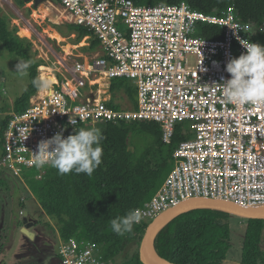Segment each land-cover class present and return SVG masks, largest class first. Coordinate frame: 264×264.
Returning <instances> with one entry per match:
<instances>
[{
    "label": "built area",
    "instance_id": "2783aa9c",
    "mask_svg": "<svg viewBox=\"0 0 264 264\" xmlns=\"http://www.w3.org/2000/svg\"><path fill=\"white\" fill-rule=\"evenodd\" d=\"M58 3L69 22L89 30L88 45L91 36L98 40V53L70 63L59 57L60 69L51 91H36L24 110L6 112L9 119L3 132L0 171L25 183L22 177L35 168L28 162L38 143L65 125L64 137L71 134L73 127L68 122L72 115L78 121L75 127L156 121L166 143L171 141L175 125L189 120L193 136L175 148L172 169L138 208L143 219H153L193 197L264 207V104H230L219 85L230 78L225 71L228 60L245 51L237 35L245 43L250 39L264 45V19L259 24L242 22L233 6L214 14L192 9L186 2ZM231 26H248L249 33ZM114 78L134 82L135 108L109 105L91 89L80 95L79 89ZM29 124L30 135L18 141V128ZM58 253L61 264H111L92 241L59 238Z\"/></svg>",
    "mask_w": 264,
    "mask_h": 264
},
{
    "label": "trees",
    "instance_id": "16d2710c",
    "mask_svg": "<svg viewBox=\"0 0 264 264\" xmlns=\"http://www.w3.org/2000/svg\"><path fill=\"white\" fill-rule=\"evenodd\" d=\"M52 1L58 3V0ZM135 2H186L192 9L214 14L233 6L242 22L259 24L264 19V0ZM15 3L19 8L24 4L23 0H15ZM15 18L11 12H3V7L0 6V42L18 59L34 60L28 70L29 83L13 103V110L22 111L28 106L31 95L37 91L32 80L39 76L38 67L42 60L35 57L31 39L19 36V27L11 26V21ZM54 27L65 36L58 25L54 24ZM67 27L76 34L73 44L90 34L87 28L74 23H68ZM98 44V40L91 36L90 49H96ZM118 91L124 92L132 107H135L136 90L125 79H111L109 92L114 95ZM8 119L9 115L6 114L2 120L1 146ZM190 124L189 120L178 122L169 143L163 142L160 125L152 120L78 125L76 128H99L104 137L100 142L103 149L102 163L93 174L88 176L70 172L59 175L55 168L45 166L39 170L34 168L30 176L27 175L24 185L43 212L55 221L53 225H56L60 239L67 241L75 238L95 242L101 247L103 256L111 260V264H146L139 255V246L152 219H142L134 225L131 233L123 236L111 230L110 220L142 207L152 197L172 169L175 148L181 141L193 136ZM73 131L71 130V134ZM4 174L5 172L0 171L2 188L7 187ZM24 200L25 198L21 199L22 202ZM20 211L24 212L23 208ZM237 225H241L244 232L240 257L235 262L229 254L235 247L232 228ZM263 232L264 219L242 218L221 210L201 208L170 219L157 232L154 243L161 255L178 264H264L261 248Z\"/></svg>",
    "mask_w": 264,
    "mask_h": 264
},
{
    "label": "rangeland",
    "instance_id": "374dc122",
    "mask_svg": "<svg viewBox=\"0 0 264 264\" xmlns=\"http://www.w3.org/2000/svg\"><path fill=\"white\" fill-rule=\"evenodd\" d=\"M10 1L13 2V0ZM0 6L3 7V12L8 11L15 15L16 18L11 21V26L19 27V36L31 39V49L35 53V57L44 61L46 65L50 64L52 68H59L58 60L61 56L66 57L69 63L76 60L75 54L84 51L79 46L87 45V39L82 43L83 38L76 45L78 47H71L75 42L76 34L68 30L64 9L52 0H43L37 4L30 0V2L24 3L21 8L14 2L12 6L7 1L0 0ZM16 9L19 10V13ZM54 24L59 26L65 36L57 32ZM17 63V56L7 51L0 42V128L6 112L13 109L14 100L24 92L29 83L28 75L20 77L13 72ZM40 70L38 67V73ZM127 82L132 84L131 81ZM79 92L83 97L81 89ZM114 100L120 101L121 104L126 100L127 104L124 105L129 103V99L123 98L119 91L116 92ZM121 104L120 106H122ZM186 124L189 125L188 122ZM1 149L0 143V156ZM32 170L26 171L27 174L22 177L23 180L27 175L30 176ZM4 178L7 187H0V264H61L57 255L60 236L56 225H53L55 221L43 212L23 181L8 171L5 172ZM22 198H25L23 202ZM21 208L24 212L20 211ZM27 217L34 221L29 229L36 234L35 238L37 237L36 239L42 242L41 245L37 244L38 247L34 245L35 242L37 243L35 238L31 240L22 232V225ZM232 232L235 247L230 251L229 256L237 262L238 256L240 257L239 251L244 229L241 225H237L233 226ZM262 240L261 248L264 254V232Z\"/></svg>",
    "mask_w": 264,
    "mask_h": 264
},
{
    "label": "clouds",
    "instance_id": "9594fccd",
    "mask_svg": "<svg viewBox=\"0 0 264 264\" xmlns=\"http://www.w3.org/2000/svg\"><path fill=\"white\" fill-rule=\"evenodd\" d=\"M231 27L249 33L248 26ZM236 39L245 48V51L238 57H231L226 63L225 71L230 74V78L219 84L222 87L223 97L226 102L236 106L264 104V45L252 42L250 39L245 43V40L238 35ZM33 63L32 59H18L13 72L20 77L27 76ZM32 84L40 94H44L51 91L53 80L41 75L34 78ZM77 122L73 115L69 117L68 123L74 131L67 137L63 135L64 129L68 126L65 125L51 138L42 139L37 145V151H31L32 159L29 160V165L38 170L49 166L55 168L59 175L75 172L91 176L102 163L103 149L100 142L104 137L101 130L96 127L76 128ZM31 131L30 124L18 128L19 135L16 139L18 141L26 140ZM142 219V212L139 209H132L124 216L111 219L110 227L114 233L123 236L126 233H131L134 225Z\"/></svg>",
    "mask_w": 264,
    "mask_h": 264
},
{
    "label": "water",
    "instance_id": "95a60500",
    "mask_svg": "<svg viewBox=\"0 0 264 264\" xmlns=\"http://www.w3.org/2000/svg\"><path fill=\"white\" fill-rule=\"evenodd\" d=\"M43 0H34L37 4ZM13 6L10 0L7 1ZM17 10V9H16ZM19 13V10H17ZM22 15V14H21ZM23 16V15H22ZM215 209L228 212L232 215L239 216L242 218H259L264 219V207L249 208L242 207L235 202L223 200V199H213L209 197H193L182 201L181 203L168 208L158 214L146 228V231L141 239L139 246V255L141 259L146 264H178L176 262L170 261L161 255L155 247V236L157 232L166 224L170 219L183 214L185 212L194 209ZM22 226V232L29 239L33 240L35 238V233L29 229L32 223H25Z\"/></svg>",
    "mask_w": 264,
    "mask_h": 264
},
{
    "label": "crops",
    "instance_id": "0c3cea01",
    "mask_svg": "<svg viewBox=\"0 0 264 264\" xmlns=\"http://www.w3.org/2000/svg\"><path fill=\"white\" fill-rule=\"evenodd\" d=\"M34 1V0H33ZM11 2V1H10ZM13 2L15 3V0H13ZM13 2H11L12 4H13ZM23 2L24 3H27V2H30V0H23ZM55 3H57V2H55ZM59 4V3H58ZM23 6V5H22ZM66 20L68 21V18H67V15H66ZM68 23H71V22H69L68 21ZM55 33H57L56 31H55ZM57 34H59V33H57ZM60 35V34H59ZM61 36V35H60ZM84 38V39H83ZM82 39H83V42L82 43H84V40H86V38H87V35L86 36H84ZM81 39V40H82ZM87 42H88V40H87ZM80 43V42H79ZM79 43H77V44H79ZM73 44V43H72ZM77 44H73V45H71V47H75ZM87 44V43H86ZM76 47H78V46H76ZM79 47H82L83 48V52H79L78 54H75V57L77 58V59H81V56L82 55H85V56H87V57H92V56H94L96 53H98V47L96 48V49H90V46L87 44V45H85V46H79ZM76 50H77V48H76ZM86 50V51H85ZM70 55H72V54H70ZM61 57H63V56H61ZM66 58V57H65ZM39 68L40 69H42L43 70V76H46V77H49V75H52L53 77H54V80H53V82L57 79V76H58V70L60 69V66H59V68H55V67H51L50 66V64H48V65H46L45 64V62L44 61H42V63L39 65ZM48 69H50L49 70V72H46V70H48ZM42 70H40V71H42ZM126 80V79H125ZM111 81V80H110ZM110 81H102L103 83H101V80H100V82L99 83H97L96 82V84L94 85V86H91V87H86V88H84V89H82L81 90V93H88L89 91H90V89L92 90V93H94L93 95H95V96H100V97H103V98H105L106 100H107V102H108V104L109 105H113V106H118V107H124V108H135L136 107V91H135V95H134V99H135V107H132V105H131V102H130V100H129V103H128V105H124V104H127V101L126 100H124L123 101V104H121L120 103V101H118V100H114V97H115V94L113 95V94H111L110 92H109V84H110ZM126 81H130V80H126ZM131 83L132 84H130V83H128L127 82V84L129 85V86H131V87H134L135 88V90H136V86H135V84H134V82H132L131 81ZM119 93L120 94H122L123 95V98H126V99H129L128 97H127V95L124 93V92H122V91H119ZM110 102H112V104H110ZM120 104L122 105V106H120ZM25 184V183H24ZM26 185V184H25Z\"/></svg>",
    "mask_w": 264,
    "mask_h": 264
},
{
    "label": "flooded vegetation",
    "instance_id": "af4514ba",
    "mask_svg": "<svg viewBox=\"0 0 264 264\" xmlns=\"http://www.w3.org/2000/svg\"><path fill=\"white\" fill-rule=\"evenodd\" d=\"M24 215H25V213H24ZM24 221H25V223H32V224L34 223V221H33L32 219H30L29 217L25 218ZM35 236H36V234H35ZM36 238H37V237H36ZM36 238H35V239H36ZM59 238H60V237H59ZM33 240H34V239H33ZM35 241H37V243L35 242V244H34L36 247H38L37 244H38V245H39V244H40V245L42 244L41 240L36 239ZM58 245H59V239H58ZM58 254H59V253L57 252V255H58ZM58 258H59V257H58Z\"/></svg>",
    "mask_w": 264,
    "mask_h": 264
},
{
    "label": "bare ground",
    "instance_id": "6f19581e",
    "mask_svg": "<svg viewBox=\"0 0 264 264\" xmlns=\"http://www.w3.org/2000/svg\"><path fill=\"white\" fill-rule=\"evenodd\" d=\"M53 21H54V20H53ZM48 70H50V69H48ZM49 77L52 78V80H54V77H53L52 75H49Z\"/></svg>",
    "mask_w": 264,
    "mask_h": 264
}]
</instances>
